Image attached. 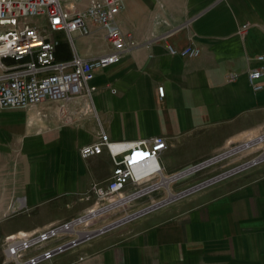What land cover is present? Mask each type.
<instances>
[{
    "label": "crops",
    "instance_id": "1",
    "mask_svg": "<svg viewBox=\"0 0 264 264\" xmlns=\"http://www.w3.org/2000/svg\"><path fill=\"white\" fill-rule=\"evenodd\" d=\"M119 25L139 45L96 72L91 96L83 92L65 102L0 111V264H11L7 236L40 233L97 206L91 188L109 180L114 164L107 152L84 159L80 150L103 132L115 141L165 138L168 149L159 162L167 179L236 152L108 214L106 221L98 218L86 231L244 164L226 169L229 158L257 146L237 150L264 134V74L258 92L248 81L250 71L264 67L256 60L264 56V0H126ZM92 30L89 37L73 34L74 46L61 40L65 33H54L57 59L68 61L77 52L91 60L110 51L103 30ZM168 44L194 45L201 55L173 56ZM232 74L237 78L230 82ZM158 87H164V98ZM212 263L264 264V161L42 264Z\"/></svg>",
    "mask_w": 264,
    "mask_h": 264
},
{
    "label": "built area",
    "instance_id": "2",
    "mask_svg": "<svg viewBox=\"0 0 264 264\" xmlns=\"http://www.w3.org/2000/svg\"><path fill=\"white\" fill-rule=\"evenodd\" d=\"M125 9L126 0H0V111L26 110L47 101L65 102L83 92L91 96L96 91V87L90 85L96 72L119 63L124 54L139 45L120 28L119 16ZM36 17L45 19L47 34L27 23L28 19ZM92 26L103 30L110 51L91 60L74 52L70 60L59 61L57 48L60 43L53 34L65 33L74 46L72 35L89 37L93 34ZM247 29V25L242 26L240 35L244 36ZM166 49L170 55L183 58L201 55V49L194 45L176 49L168 44ZM256 60L263 62L264 56H258ZM263 74L264 67L248 74L249 84L255 92L262 90L259 80ZM236 78L237 75L232 74L229 81ZM158 94L164 98V87H158ZM167 149V140L163 137L115 141L104 132L97 142L81 148L80 155L84 159L107 152L114 164L109 180L92 186L97 206L82 217L102 208L106 209L103 216L108 215L164 189L159 156ZM82 217L40 233L7 236L4 239L7 261L11 264H42L79 247L83 242L79 235L83 228L80 227L84 224L89 227L96 218L82 223ZM71 236L72 239H66L60 245H51L59 237Z\"/></svg>",
    "mask_w": 264,
    "mask_h": 264
},
{
    "label": "water",
    "instance_id": "3",
    "mask_svg": "<svg viewBox=\"0 0 264 264\" xmlns=\"http://www.w3.org/2000/svg\"><path fill=\"white\" fill-rule=\"evenodd\" d=\"M226 154H223V155H226ZM219 157H221V155L217 156L216 158H212L210 160L202 162L201 164H198V165H196V166H194L192 168H189L188 170H185L184 172L178 174L177 176H174L173 178H170V182L179 180L181 178L189 176L192 173H195V172H198L200 170H203V169L211 166L212 164H215L217 162L216 160H218ZM226 158H228V157H226ZM263 161H264V153L261 154L260 156H258L257 158L249 161V162H246V163H244V164H242L240 166H237V167H235V168H233L231 170H228V171H226V172H224L222 174H219V175H217V176H215V177H213L211 179H208V180H206V181H204V182H202L200 184H197V185H195V186H193L191 188H188V189H186V190H184V191H182V192H180L178 194L169 196L168 198H166V199H164V200H162L160 202H157V203L152 204V205H150V206H148V207H146V208H144V209H142V210H140L138 212L130 214V215H128V216H126V217H124V218H122V219H120V220H118L116 222H113V223L103 227V228H100L98 230H94L92 232L93 234L91 235V238H94V237L99 236V235H101V234H103L105 232H108V231H110V230H112V229H114V228H116L118 226H121V225H123V224H125V223H127V222H129V221H131L133 219H135V218H138V217H140V216H142V215H144V214H146L148 212H151V211H153V210H155V209H157L159 207H162V206H164V205H166L168 203H171V202H173V201H175L177 199L183 198V197L191 194L194 191H197V190H199L201 188H204L206 186H209V185H212V184H214L216 182H219V181H221V180H223L225 178H228V177H230V176H232V175H234V174H236V173H238L240 171H243V170H245L247 168H250V167H252V166H254L256 164H259V163H261ZM88 237H90V236H88ZM86 239H90V238H86Z\"/></svg>",
    "mask_w": 264,
    "mask_h": 264
},
{
    "label": "rangeland",
    "instance_id": "4",
    "mask_svg": "<svg viewBox=\"0 0 264 264\" xmlns=\"http://www.w3.org/2000/svg\"><path fill=\"white\" fill-rule=\"evenodd\" d=\"M27 23L28 24H31V25H35V26H37V27H39V28H41V31L43 32V33H45V34H47V32H46V30H45V19L43 18V17H36V18H30V19H28L27 20ZM1 30V29H0ZM66 39L68 40V38L67 37H61V40L62 41H66ZM76 42V46H78V42L77 41H75ZM260 138H264V136H260L259 138H257L254 142H252V144L251 143H248V145H250L251 147L252 146H257V147H254L253 149H250V150H245V151H242L243 153H241V154H239V155H235V156H233V157H231V158H229L227 161H231V163L226 167V169H231V168H233L234 166H235V164H237V162L238 163H240V161H241V163H246V161H250L251 159H254L255 157H257L259 154H261V153H263L264 152V141H260L259 143L257 142V140H259ZM247 145V144H246ZM250 146H248V147H250ZM248 147H245V146H243L242 148H240L239 150H237V152L238 151H240L241 149H247ZM236 151H233V153H235ZM233 153H231V154H233ZM240 153V152H239ZM224 158L225 157H222V159L224 160ZM222 161V160H221ZM227 161H225V162H227ZM220 162V161H219ZM226 164V163H225ZM203 172H206V170L205 169H203L201 172H200V174H202ZM193 176V175H192ZM194 176H196V175H194ZM168 185H170V182H168L167 183ZM166 184V185H167ZM165 186V185H164ZM165 187H168V186H165ZM167 189H169V187L167 188ZM164 191V190H163ZM162 191V192H163ZM148 200H150V199H148ZM131 210L132 208L131 207H129V208H127V210ZM123 215H125L124 213L123 214H120L119 216H123ZM108 219V215L107 216H104V217H102V221L104 220V221H106ZM94 223V222H93ZM92 225H90L89 227H85V226H81L80 228H83V229H91V228H94V226H92ZM73 237L71 236L70 238H63V237H59L58 239H57V241H55V242H53L51 245L52 246H57V245H60V243H62V242H65L66 241V239L67 240H70V239H72ZM35 250V249H34ZM34 250H32V251H34ZM64 254V253H63ZM212 264H221V263H212Z\"/></svg>",
    "mask_w": 264,
    "mask_h": 264
},
{
    "label": "bare ground",
    "instance_id": "5",
    "mask_svg": "<svg viewBox=\"0 0 264 264\" xmlns=\"http://www.w3.org/2000/svg\"><path fill=\"white\" fill-rule=\"evenodd\" d=\"M260 141H264V138H260L259 140H257V142L259 143ZM252 144V143H251ZM253 145V144H252ZM247 146H250V145H246L245 147H247ZM231 153H229L228 152V154H226V155H221V157H219V159L220 160H222V157H227V156H229ZM216 160L217 162L218 161H220V160ZM216 162V163H217ZM162 182L164 183V185L165 186H168L169 187V185L167 184L168 182H170V180H167V178L166 177H164L163 176V178H162ZM167 184V185H166ZM168 187H166V188H168ZM22 206V205H21ZM106 209L105 208H102V209H99V210H96V211H94L90 216H88V217H82L81 219H80V221L82 222V223H85L86 221H88V220H90V219H94L95 217V219L91 222V225L93 224V222H95L98 218H100V217H102L103 216V214H104V211H105ZM89 218V219H88ZM90 222H88L89 224H90ZM83 226H86V224H84ZM94 231V230H93ZM93 231H86V229H83L80 233H79V235H80V237H81V240L82 241H87V240H89V239H86V238H90L91 239V235L93 234L92 232ZM88 236H90V237H88Z\"/></svg>",
    "mask_w": 264,
    "mask_h": 264
},
{
    "label": "trees",
    "instance_id": "6",
    "mask_svg": "<svg viewBox=\"0 0 264 264\" xmlns=\"http://www.w3.org/2000/svg\"><path fill=\"white\" fill-rule=\"evenodd\" d=\"M58 49V48H57Z\"/></svg>",
    "mask_w": 264,
    "mask_h": 264
}]
</instances>
